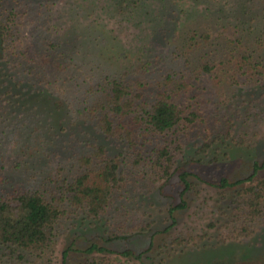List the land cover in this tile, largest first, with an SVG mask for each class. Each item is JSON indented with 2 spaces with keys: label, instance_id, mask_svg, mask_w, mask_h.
<instances>
[{
  "label": "trees",
  "instance_id": "trees-1",
  "mask_svg": "<svg viewBox=\"0 0 264 264\" xmlns=\"http://www.w3.org/2000/svg\"><path fill=\"white\" fill-rule=\"evenodd\" d=\"M110 1L120 13L152 16L147 0ZM261 1L195 0L180 9L177 27L174 20L160 28L164 39L173 31L167 52L119 68L103 59L107 51L90 58L77 38L57 33V0H0V264H49L70 229L76 236L65 259L74 249L88 255L78 264H107L91 255L107 247L94 240L77 247L78 239L95 221L109 222L114 202L134 199L143 180L159 193L179 185V202L168 208L173 218L199 185V169L184 167L191 162L205 171L223 161L217 186L235 191L231 205L247 219L264 214V158L253 156L252 172L230 177L233 148H257L247 125L264 121ZM161 2L150 22L168 9L169 16L174 0ZM30 95L55 97L64 118L54 124ZM147 215L141 233L156 223Z\"/></svg>",
  "mask_w": 264,
  "mask_h": 264
},
{
  "label": "rangeland",
  "instance_id": "rangeland-1",
  "mask_svg": "<svg viewBox=\"0 0 264 264\" xmlns=\"http://www.w3.org/2000/svg\"><path fill=\"white\" fill-rule=\"evenodd\" d=\"M94 1L57 0V33L63 37L69 34L74 40L77 38L78 45L90 58L100 57L98 54L101 51H107L110 54L103 59L115 61L119 68L125 67L126 59L135 62L140 56L167 52L171 47L173 31H168V39H164L166 31L160 28L171 25L174 20L177 27L185 18L184 11L180 9L191 10L195 2L174 0L168 17L169 9L166 17L158 16L150 22L152 16L161 12V0H147L145 10L152 13L149 17L145 12L120 13L110 7V0ZM200 4L203 5V1ZM80 9H83L81 13ZM174 9L176 12H173ZM261 93V90L256 92L257 96ZM28 100L47 111L54 124L65 116L64 104H56L53 96L30 95ZM247 126L255 140L260 141L254 150H249L247 146L233 148L236 157L232 158L231 179L252 172L253 156L260 160L264 158V121ZM225 166L223 161H219L207 165L203 171L195 162L184 165L185 169H199L200 178H195L199 185L186 192L187 205L176 210L173 218L168 208L179 202V185L176 188L168 186L159 193L158 189L150 190L157 187L154 183L146 180L137 183L131 190L134 199L125 197L116 200L107 213L109 222L106 219L95 221L96 225L92 226L88 237L79 238L76 246L84 248L94 240L107 247L106 251L91 254L98 258H95L97 261L104 260L107 264H264V214L247 219L231 205L230 196L235 191L230 189L231 192L225 193L217 186ZM259 173L264 175V168ZM128 208L132 209L131 215L125 214ZM148 212L154 213L156 223L147 233H141L139 227L148 221ZM106 222L107 231L102 226ZM72 230L61 235L49 264H78L88 256L73 249L68 250V256L64 258V251L76 236ZM100 235H104L103 238ZM190 235L193 240L185 241ZM176 237L182 238L184 243L177 244ZM129 249H133L135 255L126 254Z\"/></svg>",
  "mask_w": 264,
  "mask_h": 264
}]
</instances>
